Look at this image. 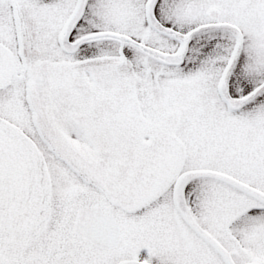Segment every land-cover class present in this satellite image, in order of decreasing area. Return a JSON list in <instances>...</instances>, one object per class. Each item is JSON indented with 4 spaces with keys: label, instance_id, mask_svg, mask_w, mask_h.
<instances>
[{
    "label": "snow or ice",
    "instance_id": "6c2138e0",
    "mask_svg": "<svg viewBox=\"0 0 264 264\" xmlns=\"http://www.w3.org/2000/svg\"><path fill=\"white\" fill-rule=\"evenodd\" d=\"M0 264H264V0H0Z\"/></svg>",
    "mask_w": 264,
    "mask_h": 264
}]
</instances>
